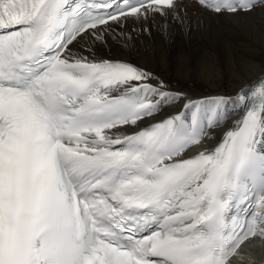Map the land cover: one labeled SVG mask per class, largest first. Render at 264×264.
Listing matches in <instances>:
<instances>
[{
    "label": "snow or ice",
    "instance_id": "obj_1",
    "mask_svg": "<svg viewBox=\"0 0 264 264\" xmlns=\"http://www.w3.org/2000/svg\"><path fill=\"white\" fill-rule=\"evenodd\" d=\"M258 2L197 0L233 15ZM179 8L0 0V264H254L264 79L194 99L98 51L150 32L156 16L179 19Z\"/></svg>",
    "mask_w": 264,
    "mask_h": 264
},
{
    "label": "bare ground",
    "instance_id": "obj_2",
    "mask_svg": "<svg viewBox=\"0 0 264 264\" xmlns=\"http://www.w3.org/2000/svg\"><path fill=\"white\" fill-rule=\"evenodd\" d=\"M179 5V19L172 13L156 16L148 22L150 32H137L126 46L110 43L99 48V54L142 65L194 99L232 96L264 78V5L234 15L212 13L187 2ZM237 114L230 116L225 128ZM217 134L215 129L213 136Z\"/></svg>",
    "mask_w": 264,
    "mask_h": 264
}]
</instances>
